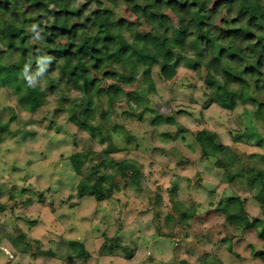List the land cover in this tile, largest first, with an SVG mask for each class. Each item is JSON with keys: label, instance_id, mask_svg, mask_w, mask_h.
<instances>
[{"label": "trees", "instance_id": "16d2710c", "mask_svg": "<svg viewBox=\"0 0 264 264\" xmlns=\"http://www.w3.org/2000/svg\"><path fill=\"white\" fill-rule=\"evenodd\" d=\"M120 9H125L128 17H119L116 11ZM143 24L155 34L141 32ZM182 63L200 73L207 108L218 107L233 115L241 105L247 126L240 129L235 119L237 128L230 131L233 146L225 145L214 130L195 133L201 149L200 160L223 171L221 182L227 186L222 195H229L213 209L214 201L210 202L209 209L191 197V213L186 214V224L178 215L186 213L179 190L171 185V212L165 216L167 231L163 232L158 212L154 223L158 222L159 226L152 238L171 239L174 233L168 229L176 222L184 230L179 242L193 236L202 243L199 248H204L211 240H204V234L196 235L194 220L212 210L224 216L220 228L227 233L210 251L206 249L202 253L199 264H224L222 259L210 254L215 247L223 246L240 258L234 252V241L245 236L250 227L264 240V159L244 157L245 152L236 145H250L252 139L258 138L253 116L264 120V0H0V92L19 96L30 110L24 118L14 106L7 107L6 111L0 105V144L8 138L36 141L38 108L48 111L49 116L41 121L49 119L50 123L66 114V121L76 128L72 139L83 143L80 150L79 143H74L72 150L67 155L62 154L56 163V168L59 163H65L64 170L71 171L70 184L74 188L68 200L76 192L80 198L94 199L99 206L113 201L119 204L117 195H128L116 184L118 176L149 195L151 190L145 182L142 165L131 160L140 167L139 173L132 172L122 167L116 157L130 150L127 145L131 141L123 147L115 135L119 130H126L123 116L138 112V120L149 118L151 126L165 139L176 140L185 132L177 115L190 113L189 109L180 107L178 111L164 113L154 80L157 67L161 80L176 84ZM72 65L75 72L69 74L68 68ZM34 75L42 81H34ZM190 80L182 79V82ZM74 88L78 92L73 97ZM49 95L56 97L50 100ZM118 98L120 102L115 101ZM248 105L253 107L249 110ZM120 109L123 112L120 113ZM50 139L53 141L54 137ZM96 146L103 148L99 152ZM96 157L98 161L93 163ZM238 164L240 170H237ZM23 186L25 190L31 185L24 183ZM0 187L8 191L10 186ZM53 191L58 192L52 186L44 189L40 199L46 194L54 198ZM250 199L259 204V217L250 214L247 208ZM19 200L15 203L18 206L34 204L31 200ZM71 207L77 208V203ZM155 207L163 208V203ZM3 209L0 202V210ZM145 210L151 211L148 206ZM123 228L122 223L119 232ZM189 231L195 233L191 235ZM8 239L16 254H29L34 261L46 257L72 264L74 254L78 255L81 248L78 241H69L73 253L61 254L58 248L45 250V243L33 246L22 232ZM103 239L102 253L108 249L112 254L117 246L126 253L131 252L130 259L138 250L122 247L119 236L111 238L105 232ZM23 240L27 242L25 246L19 244ZM257 248H253V254L264 264V243L259 251ZM84 255L83 264L90 253L85 250Z\"/></svg>", "mask_w": 264, "mask_h": 264}, {"label": "rangeland", "instance_id": "374dc122", "mask_svg": "<svg viewBox=\"0 0 264 264\" xmlns=\"http://www.w3.org/2000/svg\"><path fill=\"white\" fill-rule=\"evenodd\" d=\"M125 12V9H120L116 14L119 17H128ZM140 31L144 34H155L154 30L145 24L141 26ZM62 67L65 69L66 65L63 64ZM74 72L75 67L72 65L68 68V73ZM33 78L34 81H42L36 75ZM182 79L191 80L184 83ZM74 80L78 82L76 78ZM154 80L160 97V108L164 113L178 111L180 107H187L190 113L177 115V120L184 127L185 132H182L176 140L165 139L159 130L155 131L149 118L144 121L138 120L139 112L133 116H123L126 130H119L115 138L123 147L131 141L127 145L130 150L116 157L122 167L132 172L139 173L140 167L134 165L131 160L142 165L145 182L151 190L149 195L118 176L116 184L128 195V197L117 195L119 204L113 201L99 206L94 199L80 198L76 192L68 200L74 188L70 184L71 171L64 170L65 163H59L56 168V163L59 162L62 154L67 155L72 150L74 143H79V150L83 148V143L72 139L71 136L76 133V128L66 121V114L60 115L55 123H50L49 119L41 121L49 116L48 111L38 108L35 113V120L39 125L36 141L24 142L21 139L8 138L0 144V185L10 186L8 191H3L0 187V193H3L0 202L4 207L2 211L0 210V264L34 262L35 264H71L65 260L46 257H39L34 261L29 254L26 256L16 254L8 236H18L21 232L29 237L33 246L43 242L45 250L58 248L61 254L73 253L69 248V241H78L81 248L78 255L74 254L72 264H83L85 250L90 253L85 264H183V261L187 264H199L202 253L206 249L210 251L216 241L225 237L227 230L220 228L224 216L213 213L212 210L203 216L199 215L194 220L196 235L204 234V240L206 238L211 240L203 245L204 248H199L202 247L199 246L202 243L193 239V236L186 242H179L184 230L183 226L176 222L168 229L174 233L171 239L152 238L156 233V226H159L158 222L154 223V218L159 212V222L163 232H166L165 216L171 212L169 206L171 185L177 186L179 199L185 206L186 213H178L184 219V223L187 221L186 214L191 213V197L193 201L209 209H211V201H214L213 209L222 199L227 198L225 196L229 195L228 193L222 195L227 186L221 182L223 171H218L212 164L200 160L201 149L195 140V133L204 129L214 130L220 134L225 145L233 146L235 143L230 131L237 128L235 119L240 129L246 128L245 109L240 105L232 115L218 107L207 108L200 73L184 63L179 67V81L176 84L171 85L161 80L157 67L154 68ZM46 92L48 93L49 90ZM77 92L74 88L71 96L74 97ZM54 97L56 96L49 95L48 99ZM115 101L120 102L121 98ZM112 102L114 99L109 101V107L112 106ZM0 105L3 110L14 106L24 118L30 112L19 96L2 92H0ZM252 107L247 106L249 110ZM119 111L121 113L123 109ZM200 112L203 113L202 117L199 116ZM8 118L6 114V119ZM252 118L258 130V138L252 139L250 145H236L245 152L244 157L254 156L264 159V120H257L254 116ZM162 128L163 126L160 130ZM50 137H54V140L52 141ZM138 146L140 148L137 149ZM102 148L103 146H96L95 149L100 152ZM97 161L98 157L93 163ZM240 167L238 164L237 170H240ZM24 183L31 186L24 190ZM50 186L58 190L57 193L52 192L55 197L46 194L44 199H40V193ZM18 199L19 202L31 200L34 204L18 206L15 204ZM160 202L163 203V208L155 207ZM74 203H77V208L71 207ZM147 206L150 212L145 210ZM247 208L253 217L261 215L259 204L252 199L249 200ZM122 223L124 228L119 232ZM105 232L111 238L119 236L122 247L137 248L135 256L129 259L128 255L131 252L126 253L117 246L112 250L114 252L112 254L108 249L102 253ZM189 232L191 235L195 233ZM51 241L59 244H52ZM190 242L193 244L189 245ZM263 243L264 240L258 237L257 230L250 227L245 236L238 237L234 241V252L240 258L229 253L223 246L215 247L210 254L222 259L224 264H263L253 254V248L258 247L257 251H259ZM19 244L25 246L27 242L23 240ZM28 250L30 251L31 247Z\"/></svg>", "mask_w": 264, "mask_h": 264}]
</instances>
